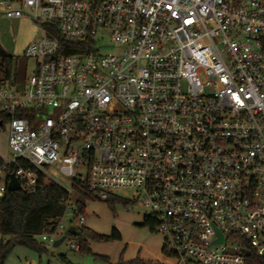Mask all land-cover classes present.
<instances>
[{
  "label": "built area",
  "instance_id": "1",
  "mask_svg": "<svg viewBox=\"0 0 264 264\" xmlns=\"http://www.w3.org/2000/svg\"><path fill=\"white\" fill-rule=\"evenodd\" d=\"M2 19L40 37L33 74L0 82V200L9 173L67 192L46 249L79 186L145 208L174 264L264 257V0H0Z\"/></svg>",
  "mask_w": 264,
  "mask_h": 264
},
{
  "label": "rangeland",
  "instance_id": "2",
  "mask_svg": "<svg viewBox=\"0 0 264 264\" xmlns=\"http://www.w3.org/2000/svg\"><path fill=\"white\" fill-rule=\"evenodd\" d=\"M40 37L37 29L25 20H0V48L12 58L11 75L16 82L23 83L24 79L33 74L35 62L24 57L26 47ZM101 53L111 52L110 47L100 50ZM5 64L0 60V82L5 77ZM8 156L7 133L0 131V159L6 161ZM57 181L68 187V183ZM119 198L128 199L131 191H119ZM76 196L73 195V199ZM83 213L77 214L76 207L67 210L62 218L64 231L61 237L63 242L56 248L44 254H37L22 247L15 248L8 256L5 264H64L61 258L71 264H118L139 260L148 264H174L173 260L165 259L161 253L163 238L156 231H151L143 226L147 217V210L139 205H134L131 210L116 204L114 209L97 199L85 197L81 199ZM80 218L83 219L79 223ZM76 229L79 233L87 229L97 235L110 237L117 232L120 240L99 243L87 241L89 252H73L68 249L69 244L79 243V238L68 236L69 229ZM105 258L106 260L102 259Z\"/></svg>",
  "mask_w": 264,
  "mask_h": 264
},
{
  "label": "trees",
  "instance_id": "3",
  "mask_svg": "<svg viewBox=\"0 0 264 264\" xmlns=\"http://www.w3.org/2000/svg\"><path fill=\"white\" fill-rule=\"evenodd\" d=\"M60 45L63 48V53L74 54L83 52V45H75L64 42L59 39ZM0 60L5 64V77L10 78L12 58L8 56L0 48ZM2 161L0 160V164ZM11 173H9V176ZM79 197H87L86 191L82 187H75ZM68 199L67 192L61 187L48 183L42 192L35 195H28L22 191L10 192L6 191L5 196L0 200V264H5L11 252L22 247L37 254H44L47 249L39 242V237L43 234H51L57 224V219L60 218L66 209V200ZM110 209H114L116 204L122 205L124 208L128 205L127 202L111 198L105 202ZM76 213H83V205L81 200H76L74 203ZM156 221L146 217L143 221V226L154 231ZM68 236H76L79 238V252H89L87 241L105 243L114 240H120L117 232H113L110 237L97 235L87 229H82L76 233L67 232ZM163 253V252H162ZM164 254V253H163ZM106 260L105 258H102ZM64 264H71L61 258ZM118 264H148V262L133 260L130 262H119ZM246 264H264V257H260L254 253L252 249H248Z\"/></svg>",
  "mask_w": 264,
  "mask_h": 264
},
{
  "label": "water",
  "instance_id": "4",
  "mask_svg": "<svg viewBox=\"0 0 264 264\" xmlns=\"http://www.w3.org/2000/svg\"><path fill=\"white\" fill-rule=\"evenodd\" d=\"M7 190L10 192H16V191L20 190L18 181L16 180V178L12 174L8 177ZM73 232H74L73 228L69 229V233H73ZM64 239H65V237H61L59 240H57L54 243L53 247L54 248L58 247L63 242ZM219 241H221V240H219Z\"/></svg>",
  "mask_w": 264,
  "mask_h": 264
},
{
  "label": "crops",
  "instance_id": "5",
  "mask_svg": "<svg viewBox=\"0 0 264 264\" xmlns=\"http://www.w3.org/2000/svg\"><path fill=\"white\" fill-rule=\"evenodd\" d=\"M0 160H2V159H0Z\"/></svg>",
  "mask_w": 264,
  "mask_h": 264
}]
</instances>
